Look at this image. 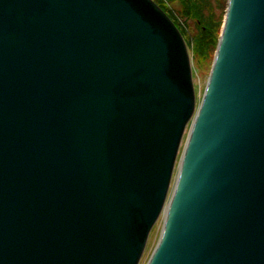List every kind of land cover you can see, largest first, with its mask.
<instances>
[{"label": "water", "instance_id": "1", "mask_svg": "<svg viewBox=\"0 0 264 264\" xmlns=\"http://www.w3.org/2000/svg\"><path fill=\"white\" fill-rule=\"evenodd\" d=\"M162 216L147 264H264V0L199 104L154 0H0V264H140Z\"/></svg>", "mask_w": 264, "mask_h": 264}, {"label": "trees", "instance_id": "2", "mask_svg": "<svg viewBox=\"0 0 264 264\" xmlns=\"http://www.w3.org/2000/svg\"><path fill=\"white\" fill-rule=\"evenodd\" d=\"M176 1V0H175ZM183 6L176 12L169 4L174 0H156L178 26L196 59L202 63L214 57L218 43L222 18L214 12L212 0H178ZM195 20L197 32L195 37L187 36V20ZM183 19H187L186 22ZM195 45H194V42Z\"/></svg>", "mask_w": 264, "mask_h": 264}, {"label": "rangeland", "instance_id": "3", "mask_svg": "<svg viewBox=\"0 0 264 264\" xmlns=\"http://www.w3.org/2000/svg\"><path fill=\"white\" fill-rule=\"evenodd\" d=\"M154 1L156 2V0H154ZM212 3H213V6H214L215 14L222 18V25L220 26L221 30H220V36H219V40H220V37H221V34H222V29H223V26H224V21H225L226 14H227V8H228L229 0H212ZM169 5L176 12H179L181 10V7L183 6L182 4H180V2L178 0H176V1L174 0V2H172ZM183 20L186 22L187 19L186 20L183 19ZM186 23H187V25H186L187 28H185V29H187V36L194 38L195 34L197 32V27H196L195 20H193L191 18V20H187ZM193 42H194V39H193ZM194 45H195V42H194ZM187 46H188V44H187ZM190 48L191 47L188 46V51H189L190 58H191V65H192V68H193V83H194L196 94H197V103L199 104L201 99H202V97H203V94L205 92V89H206V86H207V83H208V80H209V77H210V74H211V70H212V66H213L215 55H214V57L210 58L209 60H206V61H203L202 63H200V61H198L196 59V57H195L196 54H194V51L192 49H190ZM188 132H189V128L186 131V134H185V137H184V141H183L182 146H181V151H180V155H179V158H178V162H179L182 150H183V148L185 146V142H186V139H187V136H188ZM176 174H177V169L175 171V176H174L172 189H173V186H174V183H175ZM163 227H164V219H163V216H162L159 219V221L157 222V224L155 225V227H154V229H153V231L151 233V236H150L146 251H145V253L143 255V258H142L140 264H147L148 263L152 253L154 252V250H155V248H156V246H157V244L159 242V239H160L162 231H163Z\"/></svg>", "mask_w": 264, "mask_h": 264}, {"label": "bare ground", "instance_id": "4", "mask_svg": "<svg viewBox=\"0 0 264 264\" xmlns=\"http://www.w3.org/2000/svg\"><path fill=\"white\" fill-rule=\"evenodd\" d=\"M164 11V10H163ZM165 12V11H164ZM167 14V12H165ZM168 15V14H167ZM169 16V15H168ZM170 17V16H169ZM171 18V17H170ZM172 19V18H171Z\"/></svg>", "mask_w": 264, "mask_h": 264}]
</instances>
